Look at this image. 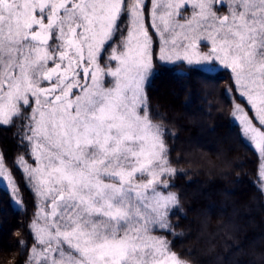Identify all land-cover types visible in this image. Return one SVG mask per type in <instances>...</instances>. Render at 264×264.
Returning a JSON list of instances; mask_svg holds the SVG:
<instances>
[{
    "label": "snow or ice",
    "instance_id": "snow-or-ice-1",
    "mask_svg": "<svg viewBox=\"0 0 264 264\" xmlns=\"http://www.w3.org/2000/svg\"><path fill=\"white\" fill-rule=\"evenodd\" d=\"M178 62L231 74L233 114L264 156V0H0V128L34 161L0 154V184L15 196L22 167L40 201L12 264H193L169 239L177 170L148 96Z\"/></svg>",
    "mask_w": 264,
    "mask_h": 264
},
{
    "label": "trees",
    "instance_id": "trees-1",
    "mask_svg": "<svg viewBox=\"0 0 264 264\" xmlns=\"http://www.w3.org/2000/svg\"><path fill=\"white\" fill-rule=\"evenodd\" d=\"M228 73L206 77L178 66L158 67L148 89L154 122H166L170 133V158L177 170L171 191L178 195L182 210L172 217L177 227L169 239L174 251L191 257L193 264H264L260 159L230 118L226 88L233 85ZM173 84L182 94L170 95ZM17 131L0 128V151L9 166L14 165V156L29 153ZM18 183L24 204L19 209L0 187V253L11 249L7 261L0 256V264H12L17 258L18 241L31 247L29 225L35 205L26 187ZM23 260L19 257L20 264Z\"/></svg>",
    "mask_w": 264,
    "mask_h": 264
},
{
    "label": "rangeland",
    "instance_id": "rangeland-1",
    "mask_svg": "<svg viewBox=\"0 0 264 264\" xmlns=\"http://www.w3.org/2000/svg\"><path fill=\"white\" fill-rule=\"evenodd\" d=\"M191 11V9L189 8V12ZM181 14H182V16L185 14L184 12H183V10H181ZM156 47V51H157V54H158V51H159V45H158V43H157V45L155 46ZM168 66H173V65H168ZM175 66H178V67H180V62H178ZM182 69H183V71L185 70V71H187V69H188V66L185 64L184 65V67H181ZM224 70L223 69H221L218 73H220V72H223ZM156 72H157V70H156ZM218 73H216V74H218ZM156 74V73H155ZM229 74V79H230V81H231V74L230 73H228ZM227 77H228V75H227ZM232 82V81H231ZM174 85V87H172V88H169V90H170V95H172V96H178L179 94H182L181 92L179 93V91H178V89H177V86H175L176 84H173ZM233 85V88L235 87L234 86V84H232ZM226 94H227V96H228V99H229V101L231 102V104H230V118H231V120L235 123V125H237L238 127H239V129H240V131H241V134H242V137H243V139L245 140V142L249 145V146H251L257 153H258V155H259V159H260V183H261V186H262V189H263V191H264V156H261L260 155V153H259V151L258 150H256L255 149V146L252 144V142L250 141V140H248L246 137H244L243 136V133H242V125H241V123H240V121H239V119L233 114V108H234V106H235V103L236 102H238V101H240V100H242L243 98H241V97H239V94L238 93H233L232 91H231V87H229L228 86V88H226ZM243 104H247V101H246V99L245 100H243ZM247 111L249 112V115H250V118L251 119H253L254 120V122L256 123V125L258 126L259 125V121L256 119V117H255V112L254 111H252L251 110V106L250 105H248V108H247ZM28 151L30 152V150L28 149ZM210 151H212L211 149H210ZM0 154H1V151H0ZM18 157L19 156H14L11 160H14V165H16L17 167H19V160H18ZM193 157V156H192ZM27 159H28V161L29 162H31V163H33L34 164V161H32V158H31V156H30V154L28 153V155H27ZM12 163V162H11ZM5 165H6V167H9V165H7L6 163H5ZM202 168V167H201ZM203 169V168H202ZM16 173H18V178H16V177H13V179H14V181H17L18 182V180H20L21 181V184L24 186V187H26V189L28 190V193H29V196H30V198L31 199H29L30 200V202L33 204L34 203V205L36 206V205H39L40 204V201L39 200H37L36 198H35V196H34V193L32 192V190H31V185H28L27 184V182H26V179H24V178H22V174H23V169H22V167L20 168V171H17ZM0 180H3V177L2 176H0ZM18 185H19V183H18ZM0 187H2V188H4L5 190H7L8 192H9V194H10V196H11V199H12V202H13V206L16 208V209H19V208H21V206H22V204L23 203H21V199H20V194H19V192H20V188L17 190V192L15 193V196H13V193H12V190H11V186L8 184V181H3V183L2 184H0ZM19 191V192H18ZM16 201H19V203H17ZM24 205V204H23ZM35 212H36V207H35V210H34V214H35ZM33 220V219H32ZM30 226V225H29ZM212 227L210 226V228L209 229H211ZM230 232H232V234H235V235H239L240 233H239V231H237V230H232V231H230Z\"/></svg>",
    "mask_w": 264,
    "mask_h": 264
}]
</instances>
